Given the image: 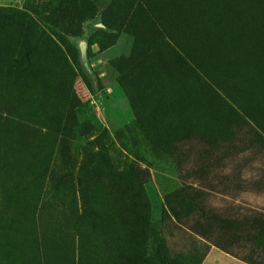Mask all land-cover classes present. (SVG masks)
Segmentation results:
<instances>
[{
    "label": "rangeland",
    "instance_id": "obj_1",
    "mask_svg": "<svg viewBox=\"0 0 264 264\" xmlns=\"http://www.w3.org/2000/svg\"><path fill=\"white\" fill-rule=\"evenodd\" d=\"M263 221L264 0H0V264H264Z\"/></svg>",
    "mask_w": 264,
    "mask_h": 264
},
{
    "label": "crops",
    "instance_id": "obj_2",
    "mask_svg": "<svg viewBox=\"0 0 264 264\" xmlns=\"http://www.w3.org/2000/svg\"><path fill=\"white\" fill-rule=\"evenodd\" d=\"M202 247L204 255L201 264H250L236 255L207 242H203Z\"/></svg>",
    "mask_w": 264,
    "mask_h": 264
},
{
    "label": "trees",
    "instance_id": "obj_3",
    "mask_svg": "<svg viewBox=\"0 0 264 264\" xmlns=\"http://www.w3.org/2000/svg\"><path fill=\"white\" fill-rule=\"evenodd\" d=\"M174 127V124H172ZM173 136V135H172ZM264 222V221H263ZM253 243L257 248H264V226H259L256 235L253 238Z\"/></svg>",
    "mask_w": 264,
    "mask_h": 264
}]
</instances>
